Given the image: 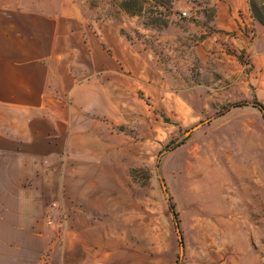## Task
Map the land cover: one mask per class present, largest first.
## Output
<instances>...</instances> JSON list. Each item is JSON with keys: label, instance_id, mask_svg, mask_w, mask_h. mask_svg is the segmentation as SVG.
Returning <instances> with one entry per match:
<instances>
[{"label": "rangeland", "instance_id": "obj_1", "mask_svg": "<svg viewBox=\"0 0 264 264\" xmlns=\"http://www.w3.org/2000/svg\"><path fill=\"white\" fill-rule=\"evenodd\" d=\"M77 1L91 21H117L147 61L145 77L135 82L130 75L128 94L114 108L113 158L116 164L117 145H124L115 173L128 218L114 264H264V118L247 84L253 26L218 30L217 0H160L164 27L148 24L149 5L130 16L121 0ZM260 88L264 105V83ZM247 125L257 146H240ZM226 192L232 204L221 205Z\"/></svg>", "mask_w": 264, "mask_h": 264}, {"label": "crops", "instance_id": "obj_2", "mask_svg": "<svg viewBox=\"0 0 264 264\" xmlns=\"http://www.w3.org/2000/svg\"><path fill=\"white\" fill-rule=\"evenodd\" d=\"M215 8L218 30L255 29L247 84L260 102L264 27L249 0ZM120 27L91 21L77 0H0V264H114L123 247L114 108L147 61ZM242 135L240 146H257L250 125Z\"/></svg>", "mask_w": 264, "mask_h": 264}, {"label": "trees", "instance_id": "obj_3", "mask_svg": "<svg viewBox=\"0 0 264 264\" xmlns=\"http://www.w3.org/2000/svg\"><path fill=\"white\" fill-rule=\"evenodd\" d=\"M153 4H149L147 0H121L119 8L130 16H141L145 10V6L149 5V17L148 24L150 26H165L168 22V17L162 10L164 8L163 1L150 0ZM250 9L254 18L264 27V2L261 0H249ZM248 102H236L230 105L231 108L242 107L247 105ZM252 106L257 108L264 118V105L256 98L252 102ZM221 114H219L220 116ZM172 209V208H171ZM175 222L177 221V215L172 209Z\"/></svg>", "mask_w": 264, "mask_h": 264}, {"label": "water", "instance_id": "obj_4", "mask_svg": "<svg viewBox=\"0 0 264 264\" xmlns=\"http://www.w3.org/2000/svg\"><path fill=\"white\" fill-rule=\"evenodd\" d=\"M219 116L216 115L214 117H211L203 122H200L199 124H197L196 126H194L193 128H191L188 132H187V136L190 135L192 132L194 131H197L198 129H200L201 127L205 126L206 124H209L213 119L217 118ZM175 226H176V230H177V233L179 235V242H180V248H181V252L183 253L184 252V243H183V238H182V235H181V232H180V228H179V224H178V221L175 222Z\"/></svg>", "mask_w": 264, "mask_h": 264}, {"label": "built area", "instance_id": "obj_5", "mask_svg": "<svg viewBox=\"0 0 264 264\" xmlns=\"http://www.w3.org/2000/svg\"><path fill=\"white\" fill-rule=\"evenodd\" d=\"M182 15L183 16H187V12L186 11H183Z\"/></svg>", "mask_w": 264, "mask_h": 264}]
</instances>
